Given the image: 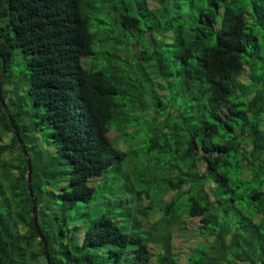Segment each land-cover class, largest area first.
Instances as JSON below:
<instances>
[{"label": "trees", "instance_id": "16d2710c", "mask_svg": "<svg viewBox=\"0 0 264 264\" xmlns=\"http://www.w3.org/2000/svg\"><path fill=\"white\" fill-rule=\"evenodd\" d=\"M3 61L0 264H264V0H0Z\"/></svg>", "mask_w": 264, "mask_h": 264}, {"label": "rangeland", "instance_id": "374dc122", "mask_svg": "<svg viewBox=\"0 0 264 264\" xmlns=\"http://www.w3.org/2000/svg\"><path fill=\"white\" fill-rule=\"evenodd\" d=\"M108 5V4H107ZM119 15V12L117 11H113V12H108V7L106 9H104V11L102 13H96L93 15V19H92V22H93V30L94 31H99V29H102V25H100L98 23V20L99 19H105L106 23L103 24V25H106L105 27L106 28H112L113 26H115V28L117 29V31H119V28L116 26V17ZM115 22V23H114ZM104 29V28H103ZM99 38H102V35H99ZM125 43L128 41V37L127 36H124L123 37ZM109 44V43H108ZM107 45V44H106ZM104 45V42H101L98 40L96 42V46H95V50L96 49H100L101 47L103 46H106ZM120 52V51H119ZM121 55V57H126V54H124L123 52H120L119 53ZM105 59V58H104ZM103 59V60H104ZM106 62V61H105ZM107 63V62H106ZM245 80L247 81V76L245 77ZM116 136V133L114 131H110L109 132V137L111 140H113V138ZM142 138V137H140ZM138 138H136L135 140V148L136 149H139L138 150V157L135 159V161H138L139 163H144L145 161V151H146V142H140L137 140ZM117 144L122 148V147H125L122 143V141L120 140L119 143L117 142ZM131 157H129L125 162H123V169L124 170H128L130 169V164L128 163L129 161H131ZM123 170V171H124ZM118 172L117 171V167L114 165V166H111L109 169H108V172H106V175H107V186H104L103 188L102 187H96V191H95V198L92 200L91 202V207H98V206H101L100 203L103 202V204L105 202H107L106 204H109V199L107 198V196H110V189L111 188H114V191H117V187H119L121 184H120V178H122L124 176V172ZM139 171V170H138ZM138 171L132 173L131 175H134V177H137V173ZM159 171V169H158ZM159 173L161 174L162 171H159ZM101 180H100V177H93L92 181H91V184L95 185L97 183H99ZM109 190V191H108ZM176 242L177 244L179 245L181 241L184 242V237L181 235V233H177L176 234Z\"/></svg>", "mask_w": 264, "mask_h": 264}, {"label": "water", "instance_id": "95a60500", "mask_svg": "<svg viewBox=\"0 0 264 264\" xmlns=\"http://www.w3.org/2000/svg\"><path fill=\"white\" fill-rule=\"evenodd\" d=\"M5 67H6V62L3 61L2 68H1V71H0V98H1V100H2V102H3V106H4L5 110H6V112L9 114V117H10V119H11V123H12V125H13V117H12V115H11V113H10V110H9V107H8V105H7V103H6V101L4 100L3 95H2V93H3V82H4ZM13 126H14V125H13ZM14 128H15V126H14ZM17 136H18V139H19V141H20V143H21V146L23 147L24 151L26 152V154H28V151H27V149H26V147H25L24 142H23L22 139L20 138L19 133H17ZM28 163H29V170H28V183H29V185H30V193L32 194V188H31V171H32V166H31V161H30L29 156H28ZM35 202H36V201L34 200V203H35ZM36 221H37V219H36ZM36 226H37V231H38V233L41 235V238L43 239L44 246H45V248L47 249V240H46V238L44 237V235L42 234L41 229H40L38 223L36 224ZM47 259L50 260L49 255L47 256Z\"/></svg>", "mask_w": 264, "mask_h": 264}]
</instances>
